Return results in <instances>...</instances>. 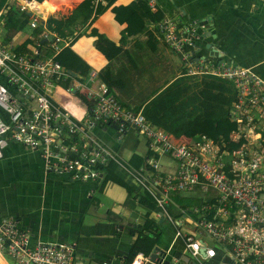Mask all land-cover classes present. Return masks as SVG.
Here are the masks:
<instances>
[{"label": "built area", "instance_id": "built-area-1", "mask_svg": "<svg viewBox=\"0 0 264 264\" xmlns=\"http://www.w3.org/2000/svg\"><path fill=\"white\" fill-rule=\"evenodd\" d=\"M259 1L264 5V0ZM147 3L155 8L152 0ZM26 5L27 1L19 8ZM37 22L32 17L29 24L34 27ZM149 22L152 34L179 52L184 73L219 76L232 84L235 96L229 117L236 127L229 136L243 138L237 147L220 148L204 134L198 138L173 135L148 120L140 108L121 104L115 90L93 69L84 79L62 86L69 69L51 55L39 56L36 48L19 52L0 38V157L9 141H17L38 150L49 171L68 173L72 179L99 178L97 165L116 160L117 154L97 143L92 128L108 125L119 134L132 128L146 139L151 152L145 157L146 166L136 171L155 200L158 217L177 225L193 221L197 234L206 233L222 244H209L177 228L175 236H181L189 255L199 264L218 254L224 264H264V80L220 50L208 57L199 55L197 41L203 37L204 23L198 19L162 16ZM47 33L50 47L58 50L62 39L51 31L43 35ZM59 86L67 93L84 91L82 97L88 100L84 119L55 103L51 94ZM176 192L198 195L199 204L180 207L171 198ZM169 204L180 212L177 220L167 210ZM75 252L74 240L31 242L18 217L0 216V254L11 257L14 264H79ZM146 260L148 254L137 252L125 264Z\"/></svg>", "mask_w": 264, "mask_h": 264}, {"label": "crops", "instance_id": "crops-1", "mask_svg": "<svg viewBox=\"0 0 264 264\" xmlns=\"http://www.w3.org/2000/svg\"><path fill=\"white\" fill-rule=\"evenodd\" d=\"M25 1L30 0H7L0 9L1 14L10 7L20 10V5ZM33 1L46 4V6L48 4L38 0ZM50 1L59 7L54 10L51 5L49 7L51 11L47 14L28 8L27 4L23 10L31 12L29 18L25 25L14 33L8 43L17 46L25 38H32L33 27L29 24L32 17L37 20L41 17L44 21L48 15L56 17L67 15L80 0ZM129 1L115 0L113 3ZM152 1L155 6L152 10H159L162 16H181L182 19L206 18L208 26L204 23L203 37L197 41L199 55L208 57L214 55L216 50H220L225 58L251 67L264 80V13L261 10L264 5L259 0H252L248 6L240 7L234 6L231 2L227 5L224 0ZM151 24L152 22L147 23L149 31H152ZM123 25L113 18L109 7L97 15L91 23V26H95L98 31L115 42L119 40ZM2 26L3 23H0L1 35L3 34ZM75 28L83 27L78 24ZM206 30L210 33L206 34ZM154 38V42L151 43L146 31L127 36L121 45V54L118 53L110 60H107L93 46L91 35L83 34L77 37L70 47L97 74L108 64L114 80L110 87L115 90L117 99L125 106L138 109L183 71L181 56V62L175 61L173 58L175 51L171 52L161 40L155 36ZM68 40L69 37L65 43ZM27 47L35 48L29 44ZM46 47H50V42L38 48L42 57L51 55L46 53ZM140 54L142 58L145 57L142 65L139 62ZM160 60L163 61V65L177 62L179 68L171 72L167 78L160 80V85L143 101L136 103L134 93L126 90L122 85L123 79L119 77L124 76L120 70L124 71L122 67H126L124 65H129V63L135 65V61L139 63L140 68L149 70L160 64ZM98 78L102 80L99 75ZM83 92V90L76 89L75 92L67 93L63 87L59 86L52 90L51 96L55 103L64 110L77 118L84 119L88 100L83 99ZM92 135L99 145L115 152L122 160H126L132 152L144 155L148 150L146 139L132 128L119 134L112 126L97 125L92 128ZM116 172L135 191L144 187L142 174L136 169L127 168L119 161ZM99 180V178L72 179L68 173L49 171L45 168L38 150L17 141H9L2 148L0 157V216L18 217L21 224L28 228L31 242L40 239L75 240V258L79 264H121L134 238V235L126 232V226L139 227L143 222L146 208L141 205L138 196H133L123 186L113 181H107L100 192L97 191ZM193 195L192 197L200 198L198 195ZM172 215L177 220L178 214ZM150 216L159 222V235L155 244L185 254L186 257L180 256L183 261L192 257L185 250L181 236H175L177 228L181 232L194 233L195 237H202L209 244L222 245L206 233L197 234L193 221L188 222L187 220L177 225L158 217L157 209L152 210ZM195 261L199 264L197 260ZM207 262L208 264H224L219 262V254ZM0 264H14V262L8 255L0 254Z\"/></svg>", "mask_w": 264, "mask_h": 264}, {"label": "trees", "instance_id": "trees-1", "mask_svg": "<svg viewBox=\"0 0 264 264\" xmlns=\"http://www.w3.org/2000/svg\"><path fill=\"white\" fill-rule=\"evenodd\" d=\"M6 1L0 0V9ZM38 1L48 3V7L53 5L54 10L59 7L50 0ZM114 1L80 0L67 15L59 17L48 15L42 23L37 22L32 28V38H25L15 46V50L31 53V49L27 47L29 44L35 46L37 55L41 56L38 48L47 42H51V39L39 41L43 33L51 31L58 35L62 39L59 42V49L54 51L52 48L46 47L45 51L47 54H51L54 60L75 73V76L69 74L60 82L62 86H66L72 79H84L90 70L89 64L70 47L71 43L83 34L93 36V46L107 60L114 58L122 51L121 45L127 36L146 31L148 40L153 43L155 38L152 32L147 30V23L160 19L162 17L161 12L150 9L147 0H130L118 4L113 3ZM107 7L110 8L113 18L124 24L118 42L98 31L95 26H91L95 17ZM0 15L3 18V34L0 36L3 42H8L29 18L25 10H18L14 7H10ZM78 24L83 28L76 29L75 26ZM68 37L69 40L64 43ZM98 75L109 87L111 84L113 85L114 80L108 64L99 70ZM234 96L235 90L232 84L224 78L209 74L192 75L182 71L178 77L156 92L140 108L148 120L175 136L185 135L198 138L204 134L219 144L220 148L232 149L243 140L242 137L232 140L229 136L236 127V123L229 117V107ZM150 153V150H147L144 155L132 152L126 160L117 156L116 160L109 159L97 165L100 171L97 191L100 192L107 181H113L123 186L133 196H138L139 202L146 208L143 222L139 227L135 225L126 226V232L134 235V238L121 264L129 263L137 252L149 254L159 235V222L150 216V212L156 209L154 198L145 188L135 191L116 172L118 161L131 169L146 166L145 157ZM199 199L192 197V195H186L185 198L182 197L179 200L178 205L180 207L193 206L194 203L199 202ZM172 207L168 208L167 206V210L171 214H174V211L177 212L176 214L180 213L177 208L174 207L175 209H173Z\"/></svg>", "mask_w": 264, "mask_h": 264}, {"label": "rangeland", "instance_id": "rangeland-1", "mask_svg": "<svg viewBox=\"0 0 264 264\" xmlns=\"http://www.w3.org/2000/svg\"><path fill=\"white\" fill-rule=\"evenodd\" d=\"M252 0H224L227 5L229 2H231L234 6H242L246 5L248 6ZM29 7L35 9L37 12L41 13H49L51 10L48 6L36 2H30ZM262 13H264V7H262ZM1 36V34H0ZM172 52V51H171ZM173 58L175 61H180V54L177 52H173ZM121 54V53H120ZM119 54V55H120ZM169 56L170 53H167ZM145 59L142 58V55L139 56V62L140 65H142V60ZM114 60V59H113ZM169 60V59H168ZM170 61V60H169ZM174 62V64H165L163 65V61L160 60V64H157L153 67H151L149 70H144L143 68L139 67V63L135 61V65H132L129 63V65H124L126 67H122L124 71L120 70L123 73L122 77L120 75L119 78L123 79L122 85L125 87L126 90H130L132 93H134L137 100H135L136 103H139L143 101L149 93L155 91L156 87L160 85V80L167 78L171 72L177 71L179 68L178 63ZM137 63V64H136ZM185 198L186 195L181 192L171 193V198L177 205L180 203L179 200L181 198ZM173 206L172 208L175 209L176 206L173 204H169L168 208ZM175 207V208H174ZM174 214L177 213L176 211L173 212ZM209 262H206L205 264H208Z\"/></svg>", "mask_w": 264, "mask_h": 264}, {"label": "water", "instance_id": "water-1", "mask_svg": "<svg viewBox=\"0 0 264 264\" xmlns=\"http://www.w3.org/2000/svg\"><path fill=\"white\" fill-rule=\"evenodd\" d=\"M30 13H31L30 11L27 12L28 15ZM207 18H209V16H207ZM38 20L41 23L43 22V18L41 17L38 18ZM198 20L199 22H203L205 23V25H207L206 18H201ZM205 32L206 34L210 33L209 30H206ZM50 38H51V34L47 33L45 36H41L39 41L42 42V41L50 40ZM69 73L71 75H75V73L71 70H69ZM180 256L186 257L185 254L181 252L178 251L175 252L170 248H162L158 244H155L149 252L148 260H146L144 264H197V262L193 258H188L187 261H183L181 260Z\"/></svg>", "mask_w": 264, "mask_h": 264}, {"label": "bare ground", "instance_id": "bare-ground-1", "mask_svg": "<svg viewBox=\"0 0 264 264\" xmlns=\"http://www.w3.org/2000/svg\"><path fill=\"white\" fill-rule=\"evenodd\" d=\"M30 2H32V0H30V1L27 2V4H28V8H30V7H29V3H30Z\"/></svg>", "mask_w": 264, "mask_h": 264}]
</instances>
